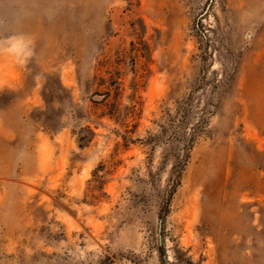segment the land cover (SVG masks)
<instances>
[{
	"label": "rangeland",
	"instance_id": "374dc122",
	"mask_svg": "<svg viewBox=\"0 0 264 264\" xmlns=\"http://www.w3.org/2000/svg\"><path fill=\"white\" fill-rule=\"evenodd\" d=\"M0 264H264V0H0Z\"/></svg>",
	"mask_w": 264,
	"mask_h": 264
},
{
	"label": "clouds",
	"instance_id": "9594fccd",
	"mask_svg": "<svg viewBox=\"0 0 264 264\" xmlns=\"http://www.w3.org/2000/svg\"><path fill=\"white\" fill-rule=\"evenodd\" d=\"M0 55L11 57L24 67L35 57V39L30 34L18 33L0 38Z\"/></svg>",
	"mask_w": 264,
	"mask_h": 264
}]
</instances>
